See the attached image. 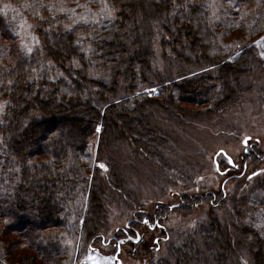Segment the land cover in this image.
<instances>
[{
    "label": "trees",
    "instance_id": "16d2710c",
    "mask_svg": "<svg viewBox=\"0 0 264 264\" xmlns=\"http://www.w3.org/2000/svg\"><path fill=\"white\" fill-rule=\"evenodd\" d=\"M5 1L29 14L40 12L47 20L37 28L41 46L27 57L0 18V62L3 61L0 95L6 104L0 121V219L11 225L4 227L6 231L22 238L21 242L9 238L4 241L5 236H0V255L4 257L0 264H67L68 258H63L64 248L52 240L67 236L72 242L82 236L80 241L87 247L105 234L103 180L95 176L88 189L90 157L87 152L98 135L97 128L100 127L101 142L98 150L104 147L102 159L108 167L104 178L108 185L113 183L119 187L121 174L114 172L117 160L110 149L116 143L140 141L133 136L137 131L143 135V113L154 101L134 96L137 91L159 86L166 105L174 106L182 94L192 93L199 97L202 105L212 102L217 107L236 100L244 83L240 75L246 71L261 72L264 61H259L251 48L233 62L223 60L231 51L220 42L224 26L214 21L211 0H196L199 3L194 0H128L129 13L134 18L126 38L120 36L127 19V14L120 9L121 0H70L73 6L81 3L79 7L93 4L113 11L120 9L114 19H103L100 28L79 25L72 30L64 28L72 17L65 15L60 4L52 5V0ZM237 1L242 3L241 7L247 2ZM254 1L258 6L252 14L243 15L241 24L242 30L246 29L243 33L248 42L264 33V0ZM57 22L62 24L58 27ZM229 27L231 33L242 35L240 30L231 31L234 24ZM158 28L169 34L173 30L171 41L177 48L172 47V51H186V48L200 63L218 64L220 85L194 86L197 78L171 85L168 77L153 71V44ZM162 40L166 42L165 38ZM125 42L135 49L130 50L128 57L120 58L122 69L114 68V74H120V81L112 77L107 87L88 77L89 72L100 68L96 61L105 66L103 60L116 59L119 50L125 51ZM63 108L69 109V116L59 111ZM118 108L122 110L113 112ZM253 159L256 161L255 157ZM97 164L93 163L95 167ZM243 180V176L237 179L235 190ZM250 186L241 199L232 201L235 214L244 213L248 226L241 225L238 229L231 221L235 230V234H231L212 215L206 223L198 224L193 233H187L179 245L173 244L157 264H171L173 257L174 264H237L236 249L244 250L251 264H264V169L254 175ZM85 195L87 210L80 232L75 220L81 217ZM203 195L205 202L212 199L210 193ZM214 195L219 203L210 208L218 209L226 197L222 192ZM201 197L194 195L191 200ZM76 204L78 206L74 207ZM49 230H54V234L48 233ZM143 248L147 251L148 245ZM30 251L38 256L29 254Z\"/></svg>",
    "mask_w": 264,
    "mask_h": 264
},
{
    "label": "rangeland",
    "instance_id": "374dc122",
    "mask_svg": "<svg viewBox=\"0 0 264 264\" xmlns=\"http://www.w3.org/2000/svg\"><path fill=\"white\" fill-rule=\"evenodd\" d=\"M50 3L60 4L61 10L66 11L65 15L72 17L64 26L66 30L75 29L79 25L100 28L104 20L114 19L115 14L121 9L123 14H127V19L123 23L120 36L126 38L131 26L130 22L134 18V15L129 13L131 9H128V6L130 7L131 4L128 0H121V8H116L114 11L106 6L93 4L79 7L81 3H77L73 6L70 0H52ZM194 3L199 2L194 0ZM256 3L254 0H247L241 7L242 3L237 0L234 2L211 0L213 19L216 23H223L224 26V28L221 26L224 31L221 33L220 42L226 50L231 51L224 56V61L233 62L243 51L250 48L254 50V55L259 61H264V55H261L264 53L262 44L264 33L248 42L246 33H243L246 29L241 28L243 15H246V12L252 14L254 8L258 6ZM43 16L40 12L29 14L19 6L0 0V18L16 39L21 53L27 57L32 56L41 46L37 28L40 27L41 22L47 20ZM61 24L62 22L56 23L58 27ZM232 24L234 28L231 31L240 30L242 35L240 32H230L229 25ZM215 30L220 31L218 28ZM162 38L169 42L166 44ZM172 38L173 30L169 34L167 30L158 28L153 44L155 58L151 69L168 77L171 85L197 78L198 82H195L194 86L218 87L220 85L217 76L218 64L200 63L186 48V51H172V47L177 48L171 41ZM77 39L81 37L77 36ZM125 45L127 46L125 51L119 50L116 59L107 58L106 62L103 60L105 66L96 61L100 68L89 72L88 77L107 87L110 86L112 77L120 81V74L116 76L114 68L122 69L124 65L119 63L120 58L128 57L130 50L135 49L129 42H125ZM1 55L2 51L0 57ZM184 61L188 64H184ZM0 64L3 65V61ZM261 65V72L244 71L245 73L240 75L244 83L240 92L236 94V100L217 107L213 106L212 102L202 105L199 97L193 96L192 93L182 94L181 99L176 100L174 106L166 105L159 86L145 87L137 91L134 96L154 99V101L143 113V135L137 131L133 136L134 140L136 138L140 141L131 143L128 140L120 144L116 143L110 149L117 160L114 172L121 174L119 187L115 184L113 186L112 182L108 185L107 178H104L108 173V167L102 159L104 147H101L100 152L98 150L101 142L100 127L97 128L98 135L93 137L94 140L92 139L87 152L90 157L88 189L95 176L103 180L105 188L101 199L106 212L103 228L105 234L98 240L90 242V245L88 244L90 247L82 245L80 241L82 236L74 238L72 242L67 236L52 240V243L60 244L64 248L63 258L65 260L68 258L67 264H157L168 254L173 244L179 245L187 233H193L198 224L206 223L212 215L228 228L231 234H235L231 221L238 229L241 225L248 226V219L244 213L240 216L235 214L232 201L241 199L254 175L264 169V64ZM65 69L68 70V67ZM241 80L239 82H242ZM5 109L6 104L0 95V121L3 119ZM67 109L63 108L59 111L69 116ZM120 110L122 108L113 112ZM117 124L119 125L120 122ZM247 137L249 138L247 148H253L262 160L257 158L256 161L251 159L248 162L244 153L245 147L242 145V141ZM136 147L138 150L135 153ZM229 159L233 163L231 168ZM94 162L98 163L97 167L93 165ZM245 162L248 163L242 174L244 180L241 181L240 188L235 190L237 180L227 182L223 189L226 197L223 206L220 205L218 209L210 208V202L203 201L201 196L205 193L221 192V185L226 176L230 173L240 174ZM88 192L89 190L86 194ZM194 195L201 198L191 200ZM83 201L81 217L75 220L80 232L87 210L86 195ZM218 201L215 199L213 204ZM77 206L78 204L74 205ZM145 219L149 221L150 226L145 225ZM132 221H134L133 225ZM157 221L159 226L155 227L154 223ZM8 225V222L0 219V232L5 233L0 235L5 236L3 240L9 238L21 242L22 238L17 233L4 229ZM124 231L131 239L130 242L124 240L126 238ZM47 232L54 234L55 231ZM144 245H148L147 251L144 250ZM0 252H2L1 248ZM117 252H119L118 261H115ZM29 254L38 256L32 251ZM236 254L237 264H251L250 256L244 250L236 249ZM176 255L179 256L178 253ZM3 258L0 255V259ZM21 258L18 259L21 261ZM170 262L174 264V257Z\"/></svg>",
    "mask_w": 264,
    "mask_h": 264
},
{
    "label": "flooded vegetation",
    "instance_id": "af4514ba",
    "mask_svg": "<svg viewBox=\"0 0 264 264\" xmlns=\"http://www.w3.org/2000/svg\"><path fill=\"white\" fill-rule=\"evenodd\" d=\"M248 138V137H247ZM247 141H249V138L247 139ZM242 145L245 147V150H244V153H245V156L247 157V160H248V162H250L249 160H251L252 159V157L254 156L256 159L258 158V160H262V158H260V157H258L257 155L258 154H256L255 153V151H254V149L253 148H251V147H249V148H247V144L245 145L244 143H242ZM255 153V154H254ZM253 155V156H252ZM260 158V159H259ZM248 162H245L243 165H242V170H241V173L240 174H235V173H230V175L228 176H226V178H225V181L223 182V184L221 185V192H222V194H223V197L225 196V193L223 192V189H224V186H225V184L227 183V182H229V181H231V180H237V179H239V178H241L242 177V174L244 173V171H245V168H246V165H247V163ZM229 166H230V168L231 167H233V163H229ZM228 170H229V168H228ZM227 170V171H228ZM227 171H226V174H227ZM211 194V193H210ZM212 195V199L209 201L210 202V205L212 206L213 205V202H214V200L216 199V198H214L215 197V195L214 194H211ZM214 198V199H213ZM219 203V201L216 203V204H218ZM215 204V205H216ZM179 206H181V204H179ZM170 210H171V208H170ZM146 225V224H145ZM129 226V225H128ZM154 226L155 227H158L159 226V224H158V221L157 222H155L154 223ZM126 228H127V226H126ZM126 231V230H125ZM124 231V234L126 235L127 234V232H125ZM124 240H126V242H130V238H128L127 237V235H126V238L124 239ZM116 261V260H115ZM108 264H110V263H108Z\"/></svg>",
    "mask_w": 264,
    "mask_h": 264
},
{
    "label": "snow or ice",
    "instance_id": "6c2138e0",
    "mask_svg": "<svg viewBox=\"0 0 264 264\" xmlns=\"http://www.w3.org/2000/svg\"><path fill=\"white\" fill-rule=\"evenodd\" d=\"M261 55H264V53H261ZM244 143H245V145L247 144V138L245 139ZM229 163H232L231 159H229ZM144 223H145L146 225H149V226H150L149 221H148L147 219H145ZM137 238H138V237H137Z\"/></svg>",
    "mask_w": 264,
    "mask_h": 264
},
{
    "label": "water",
    "instance_id": "95a60500",
    "mask_svg": "<svg viewBox=\"0 0 264 264\" xmlns=\"http://www.w3.org/2000/svg\"><path fill=\"white\" fill-rule=\"evenodd\" d=\"M247 139H248V138H247ZM244 141H245V140H243V143H244ZM244 144H245V143H244ZM118 253H119V252H117V254H116L115 257H114V260H116V261H118V259H117ZM117 264H120V263H117Z\"/></svg>",
    "mask_w": 264,
    "mask_h": 264
}]
</instances>
